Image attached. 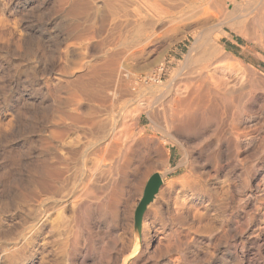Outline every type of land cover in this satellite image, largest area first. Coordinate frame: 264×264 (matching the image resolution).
I'll return each instance as SVG.
<instances>
[{"label":"rangeland","instance_id":"rangeland-1","mask_svg":"<svg viewBox=\"0 0 264 264\" xmlns=\"http://www.w3.org/2000/svg\"><path fill=\"white\" fill-rule=\"evenodd\" d=\"M106 4L0 0V264H84L85 255L89 264H264V0H241L235 17L243 24L237 31L227 29L221 41L258 78L227 62L203 71L213 82H226L241 99L233 118L219 117L229 124L219 140L216 127L205 123L201 131L188 125L152 131L149 115L151 110L161 115L171 100V81L201 78L182 70L191 44V37L183 36L192 25L173 21L175 13L167 8V14L158 10L160 17L155 13L129 28ZM121 85L131 88L130 94L123 87L118 99ZM104 95L124 113L121 123L124 118L130 122L134 113L143 121L128 123L133 132H149L131 154V172L119 178L123 190L116 213L109 208L106 216L94 213L88 224L85 206L104 194L93 189L92 200L86 198L78 181L83 177L90 187L95 181L100 188L113 176L111 143L83 124L103 109ZM121 96L146 108L141 111ZM207 113L218 117L210 109ZM54 162L61 164L62 176L55 173ZM156 172L163 186L144 215L139 240L135 210ZM51 180L56 189L48 186Z\"/></svg>","mask_w":264,"mask_h":264},{"label":"bare ground","instance_id":"bare-ground-1","mask_svg":"<svg viewBox=\"0 0 264 264\" xmlns=\"http://www.w3.org/2000/svg\"><path fill=\"white\" fill-rule=\"evenodd\" d=\"M79 3V2H78ZM89 3V2H88ZM75 5V4H74ZM89 5V4H88ZM87 5V6H88ZM107 7L108 10L110 12H112L113 14H111L112 16L114 15L117 18H122L124 19L123 22H125L126 26H133L135 25V22L137 20H139V22H141V24L143 22H145V20H147L150 16H153L155 13H159L158 10L161 12L163 11L165 13L166 9L169 10L171 13H175V19L173 18L172 20H177L180 23H185V24H191V31H188L187 33H185V35L183 36V39H187L188 37H191V41H190V46L187 50V52L184 54L183 56V60H182V70H185L187 72V76L189 75H193V73L198 74V76H200L201 78L199 79H188L185 82H181L180 81L177 83V81H175V83H172V90L171 91V100L169 101L168 99V103L166 102L165 104H163V109H162V113L161 115H154L152 114L153 111L155 110H151L152 113L151 115H149L150 118V122L152 123L153 129L152 131L155 129H158L157 131L159 132V129H162L164 127H168V125L173 126L174 128H185L187 125L188 126H192L195 129H199V127H202V124H212L214 125L216 128L214 130V136L217 137V139H220V136H223L222 131L224 130L225 126H229L228 125H224L223 121L221 119H219V117H223V115H230L231 118H233V114L236 115V111L238 108L237 105H240V97L237 95V93L228 87L227 84L224 83H219V82H213L210 79H207L208 76L206 77L205 75V70L208 71V68L212 67L214 64L217 63H222V62H227L228 64H231L234 66V68H237L238 70H240V72H246L249 73L250 75H252L255 79V71L253 69H251L248 65H246L243 61L239 60V59H235L232 56V53L229 52L227 50V48L222 45L221 41L225 38L226 34L228 33L227 29L230 30H234L237 31L243 24V18L239 19L238 21L236 20V16L235 17V12L239 9V6L241 5V0H107ZM91 6V4H90ZM233 6V9H231V7ZM82 8V7H81ZM95 8V7H94ZM79 9V7H78ZM105 10V9H104ZM87 11H89V9H87ZM93 11V10H92ZM78 12V11H77ZM240 12V11H239ZM163 13V14H164ZM242 13V12H241ZM73 14V13H72ZM76 14V13H74ZM91 14V13H90ZM167 14V13H165ZM237 14V13H236ZM239 14V13H238ZM108 15V14H107ZM106 15V16H107ZM159 16V14H157ZM161 15V14H160ZM242 15V14H241ZM95 16V15H94ZM93 16V17H94ZM160 17V16H159ZM240 17V16H239ZM90 18V17H89ZM107 18V17H106ZM104 19V18H103ZM116 19V18H115ZM92 20V19H91ZM121 21V20H120ZM119 21V22H120ZM167 21V20H166ZM121 22V24L123 23ZM154 22V21H153ZM105 23V22H104ZM148 23V22H147ZM121 24H119L118 26H120ZM133 24V25H132ZM124 25V24H123ZM139 25V24H138ZM117 26V25H116ZM115 26V27H116ZM126 26H124V28H126ZM106 27V26H105ZM127 27V29H128ZM146 27V26H145ZM120 27H118L119 29ZM123 28V27H122ZM130 28V27H129ZM117 29V30H118ZM126 29V30H127ZM135 29V28H134ZM122 30V29H121ZM125 30V29H123ZM122 30V31H123ZM125 30V31H126ZM142 30V29H141ZM144 30V28H143ZM122 31H120V33H122ZM123 31V33L125 32ZM94 32V31H93ZM143 32V31H142ZM122 33V34H123ZM120 34V35H122ZM85 35V34H84ZM119 35V33H118ZM117 35V36H118ZM124 35V34H123ZM76 36V35H75ZM79 36V35H78ZM104 38V37H103ZM92 39V38H91ZM103 41V40H102ZM109 43V41H108ZM113 44V42H112ZM118 44V43H117ZM126 47V46H125ZM105 51V50H104ZM101 53V52H100ZM112 53V52H111ZM90 54V53H89ZM122 54V53H121ZM116 55V54H115ZM108 58V57H107ZM113 58V57H112ZM111 58V60H112ZM101 60V59H100ZM107 61V60H106ZM109 61V60H108ZM118 61V60H117ZM116 60L114 63H118ZM113 63V61H111ZM110 65V64H109ZM113 65V64H112ZM116 67V66H115ZM94 68V67H93ZM104 68V67H103ZM129 68V67H128ZM88 69V68H87ZM102 69V68H101ZM113 69V68H112ZM104 70V69H103ZM121 71V70H120ZM124 71V70H123ZM181 71V70H180ZM204 71V72H203ZM125 72V71H124ZM185 72V73H186ZM114 73V72H113ZM91 74V73H90ZM98 74V73H97ZM100 74V73H99ZM180 74V72L178 73ZM93 75V74H92ZM132 75V74H131ZM205 75V76H204ZM112 76V75H110ZM109 76V77H110ZM120 76V75H119ZM123 76V75H122ZM180 76V75H177ZM108 77V78H109ZM115 77V76H114ZM124 77V76H123ZM160 77V76H159ZM205 77V78H204ZM257 77V76H256ZM258 78V77H257ZM77 79V78H76ZM75 79V80H76ZM120 79V77L118 78ZM80 80V79H79ZM90 80V79H89ZM125 80V79H123ZM252 80V79H250ZM259 80V79H258ZM122 81V80H121ZM119 82V80L117 82L123 84L122 82ZM152 82V81H151ZM252 82V81H251ZM255 82V81H254ZM111 83V82H110ZM253 83V82H252ZM104 84V81H103ZM130 84V82H129ZM134 84V83H133ZM132 84V85H133ZM142 84V83H141ZM256 84V83H255ZM138 85V84H137ZM136 85V86H137ZM140 85V84H139ZM138 85V86H139ZM262 85V84H261ZM106 87V84L104 85ZM103 86V87H104ZM109 85H107L106 89L108 88ZM141 86V85H140ZM144 86V85H143ZM169 86V85H168ZM174 86V87H173ZM254 86V85H253ZM95 87V86H94ZM104 87V88H105ZM113 88L115 86H112ZM121 85V87H119L116 91V95L115 97H120L121 90H123V92L125 94L128 93L130 94V89L127 87H124ZM110 88V87H109ZM108 88V89H109ZM128 88V89H127ZM142 88V87H140ZM169 88V87H168ZM245 88V87H244ZM259 88V87H258ZM95 89V88H94ZM115 89V88H114ZM121 89V90H120ZM139 89V88H138ZM145 89L146 91H148L147 88H142ZM256 89V88H255ZM103 90V89H102ZM110 90V89H109ZM107 90V93L108 91ZM112 90V88H111ZM135 89H132L131 91H133ZM93 91V90H92ZM105 90H103L104 92ZM136 91V90H135ZM143 91V90H140ZM139 91V92H140ZM166 91H168L166 89ZM85 92V91H84ZM102 92V93H103ZM112 92H114V90H112ZM144 92V91H143ZM105 93V92H104ZM103 93V94H104ZM111 93V91H110ZM133 93V92H131ZM141 96H142V92ZM145 93V92H144ZM165 93V92H164ZM163 93V94H164ZM168 93V92H167ZM84 94V93H83ZM102 94V95H103ZM106 94V93H105ZM114 94V93H113ZM134 94V93H133ZM137 94V92H136ZM147 94V93H146ZM149 94V93H148ZM90 95V94H89ZM108 95H110L108 93ZM140 95V94H139ZM145 95V94H144ZM143 95V96H144ZM165 95V94H164ZM168 94H166L165 96H167ZM105 98V105L102 107L103 109H100V112L98 113L97 117L93 116V114L89 113L91 116L89 118H87L86 123L83 122V124H85L89 129H94L95 131L98 129L100 132V136L101 138L104 140V142H107L108 144L111 143V145L109 144L108 146H112V150H110L108 147V149L110 150V152H112V157H113V153L115 152V155L113 157L114 161H112L109 157V161L111 163H109V166L111 164L112 167V171H113V176L110 178L111 180L109 181V179H107L105 181V183L107 182L108 184H104L105 186H100L99 187H95V181L93 182V187H90L88 184H86L85 179L80 180V177L78 181L79 184L83 187V189H85L84 191V197H89L90 195H93V189L98 190L100 193H103L104 196L100 197L101 194H99V200H97L96 202H92L91 201L89 203H87L88 205L85 206V211L83 214L84 216V221L88 222V224H90L91 221H89L92 217L93 214L96 213L97 218L103 217L107 215V208L110 209V211L115 212V210L117 211V206L119 204L120 201V197L121 194L120 192L121 189L123 190L122 187V182H120L119 178L121 179H126L125 177L128 175L129 171L131 172V165H132V155L134 154V152L139 148L140 144L143 142L144 137L146 138V133L149 132L148 129H144L143 132L139 133V135L135 134V131L133 132V126L136 123H140V121L142 120V118H135L134 113H133V120L134 122H132L131 125H133L131 127L130 124L131 121L128 123L126 122L127 120H125L126 118H124L123 120L125 122H120V119H122L124 116L122 114H124L123 112L121 113V111L114 109V107L112 106V104H108V101L112 102L111 99L108 100V97H106V95H104ZM103 96V97H104ZM111 96V95H110ZM114 96V95H113ZM129 96V95H128ZM136 96V95H135ZM138 96V94H137ZM147 96V95H146ZM161 96V95H160ZM163 96V95H162ZM122 97V96H121ZM126 97V96H123ZM122 97V99H123ZM130 97V96H129ZM127 98V97H126ZM125 98V99H126ZM142 98V97H141ZM145 98V97H144ZM147 98H149L147 96ZM151 98V97H150ZM114 100H116V98H113ZM112 99V100H113ZM119 99V98H118ZM130 99V98H129ZM146 99V98H145ZM155 99V97H154ZM159 99V98H158ZM162 99V97H161ZM99 100V99H98ZM101 100V99H100ZM121 100V99H120ZM124 100V99H123ZM121 100V101H123ZM131 100V99H130ZM136 100V99H135ZM141 100V99H140ZM143 100V99H142ZM95 101V100H94ZM118 101V100H117ZM125 101V100H124ZM128 98H127V100ZM154 101V100H153ZM158 101V100H157ZM161 101V100H160ZM164 101V100H163ZM162 101V103H163ZM114 102V101H113ZM132 102V100H131ZM150 102V101H149ZM242 102V101H241ZM103 103V100L102 102ZM118 103V102H117ZM126 103V102H125ZM130 103V102H129ZM153 103V102H152ZM155 103V102H154ZM116 104V102H115ZM133 104V102H132ZM132 104L130 103V105L132 106ZM136 104V103H135ZM133 104V105H135ZM139 104V103H138ZM141 104V103H140ZM139 104V105H140ZM103 105V104H102ZM117 105V104H116ZM114 105V106H116ZM120 105V103H119ZM123 105V104H122ZM142 105V104H141ZM146 105V104H145ZM150 105V103H149ZM153 105V104H152ZM155 105V104H154ZM160 105V104H159ZM136 106V105H135ZM157 106V105H156ZM242 106V105H241ZM123 107V106H122ZM125 107V106H124ZM129 107V106H128ZM138 107V106H136ZM155 107V106H154ZM158 107V106H157ZM156 107V108H157ZM160 107L162 108V105H160ZM116 108V107H115ZM127 106L123 109L126 110ZM134 107H132L133 109ZM140 108L143 109L144 107H138V109ZM146 108V107H145ZM144 108V109H145ZM148 108V107H147ZM243 108V107H242ZM241 108V109H242ZM120 109V108H119ZM122 109V108H121ZM128 109V108H127ZM137 109V110H138ZM143 109V111H144ZM210 109L213 112H215L218 117H209L207 110ZM91 110V108H90ZM95 110V109H94ZM131 110V109H130ZM129 110V111H130ZM136 110V111H137ZM139 110V111H140ZM158 112V108L156 109ZM240 110V107L239 109ZM127 111V110H126ZM125 111V112H126ZM134 111V110H133ZM142 111V110H141ZM161 111V110H160ZM89 112V111H88ZM148 112V111H147ZM139 113V112H138ZM141 113V112H140ZM70 114V113H69ZM95 114V113H94ZM128 114V113H127ZM126 114V115H127ZM137 114V112H136ZM159 114V112H158ZM83 115H87V113L83 114ZM132 115V114H131ZM139 115V114H137ZM228 115V117H229ZM142 116V113H141ZM78 117V116H77ZM77 117H75L77 119ZM131 117V116H130ZM229 117V118H230ZM79 119V118H78ZM128 119V117H127ZM224 120V118H223ZM143 121V120H142ZM78 122V121H76ZM192 122V123H191ZM80 124V123H77ZM82 124V123H81ZM205 126V125H204ZM69 127V126H68ZM139 128V126H137ZM136 127V128H137ZM207 127V126H206ZM84 128V127H83ZM96 128V129H95ZM135 128V129H136ZM205 128V127H204ZM75 129V128H74ZM202 129V128H201ZM57 130V129H56ZM64 130V129H63ZM62 130V131H63ZM73 130V128H72ZM87 130V129H86ZM138 130V129H137ZM141 130V129H140ZM165 130V128H164ZM92 131V130H90ZM94 131V132H95ZM148 131V132H147ZM201 131V130H200ZM203 131V129H202ZM174 132V131H173ZM81 133V132H80ZM93 133V131H92ZM202 133V132H201ZM60 134V133H59ZM76 134V133H75ZM85 134V133H84ZM150 134V133H149ZM95 135V134H94ZM98 135V132L96 134V136ZM151 135V134H150ZM86 136V135H85ZM88 136V135H87ZM226 136V135H225ZM74 137V136H73ZM151 137V136H150ZM62 138V136H61ZM81 138V137H79ZM100 138V137H99ZM100 138V139H101ZM153 138V136L151 137ZM157 138V137H156ZM60 139V138H59ZM64 140V139H63ZM102 140V141H103ZM152 140V139H151ZM148 141V140H146ZM154 141V139H153ZM158 143V140L156 141ZM160 142V141H159ZM145 143V142H144ZM147 144V143H146ZM144 144V146L146 145ZM156 144V143H155ZM161 144V143H160ZM158 144V145H160ZM107 145V144H106ZM143 145V144H142ZM107 147V146H106ZM105 147V148H106ZM162 148V146H161ZM107 149V150H108ZM163 149V148H162ZM63 150V149H62ZM97 150V149H96ZM102 151V149H100ZM105 150V149H104ZM103 150V151H104ZM74 151V150H73ZM77 151V150H76ZM79 152V151H78ZM78 152H74L75 155L78 154ZM106 152V151H105ZM108 153H110L109 151H107ZM106 152V153H107ZM63 153V152H62ZM80 153V152H79ZM101 153V152H100ZM99 153V154H100ZM104 153V152H103ZM102 153V155H103ZM71 154V153H70ZM97 154V153H96ZM98 154V155H99ZM132 154V155H131ZM69 155V154H68ZM101 155V157H102ZM109 156V154H107ZM80 156L77 155V159ZM107 157V156H105ZM60 159V158H58ZM70 159V158H69ZM102 159V158H100ZM105 159V160H107ZM57 160V159H56ZM61 160V159H60ZM59 160V161H60ZM74 160V159H73ZM79 160V159H78ZM83 160H80V163H82ZM104 161V158H103ZM102 161V162H103ZM107 161V162H109ZM62 162V161H61ZM74 161H72L73 164ZM96 162V161H95ZM101 162V163H102ZM55 163V162H54ZM58 163V162H57ZM57 163L55 164H51L54 168L55 173L58 176H62V173L60 171V165L57 166ZM76 163V162H75ZM87 163V162H86ZM100 163V162H99ZM105 163V162H104ZM71 164V163H70ZM106 164V163H105ZM63 165V163H62ZM68 165V164H67ZM75 165V164H74ZM79 165V164H78ZM83 165V164H82ZM95 165V163H94ZM93 165V166H94ZM97 165V164H96ZM95 165V166H96ZM108 165V164H107ZM81 166V164H80ZM79 166V167H80ZM100 166V165H99ZM83 167V166H82ZM52 168V169H53ZM62 168V167H61ZM69 167L67 168H63L64 170L67 169L68 170ZM71 168V167H70ZM77 168V167H76ZM84 168V167H83ZM82 168V170H84ZM98 168V167H97ZM63 169H61L63 171ZM81 169V168H79ZM78 169V170H79ZM102 169L104 170L105 168L102 167ZM50 170V169H49ZM94 170V169H93ZM98 171L100 170L97 169ZM96 170V171H97ZM102 170V171H103ZM110 170V171H111ZM66 171V170H65ZM64 171V172H65ZM90 171V170H89ZM111 171V172H112ZM63 172V174H64ZM85 172V171H84ZM92 172V171H91ZM105 172V170L103 171V173ZM109 172V171H108ZM52 173V172H51ZM69 173V172H68ZM75 173V172H74ZM73 173V174H74ZM83 172H81L80 174H82ZM99 173V172H97ZM102 173V175H104ZM79 174V173H78ZM84 174V173H83ZM89 174V173H88ZM112 174V173H110ZM50 175V174H49ZM55 175V174H54ZM56 175V176H57ZM75 175V174H74ZM86 175V174H85ZM55 176V177H56ZM81 176V175H80ZM84 176V175H82ZM94 176V175H93ZM99 176V174H98ZM54 177V176H53ZM65 176H63L64 178ZM77 177V176H76ZM75 177V178H76ZM57 178V177H56ZM55 178V180H56ZM60 178V177H59ZM91 178V177H90ZM89 178V179H90ZM100 178H101V174H100ZM52 179V178H51ZM65 179V178H64ZM67 179V177H66ZM73 179V178H72ZM95 180V178H92ZM97 179V178H96ZM99 179V178H98ZM103 179V178H102ZM60 180H62L60 178ZM77 180V179H76ZM50 181V180H49ZM48 181V182H49ZM57 181V180H56ZM55 181V182H56ZM67 180H65L66 182ZM70 180H68L69 182ZM109 181V182H108ZM125 181V180H124ZM45 182V181H44ZM88 182V181H87ZM60 183V182H59ZM67 183V182H66ZM90 184L92 182H89ZM100 183V182H99ZM62 184V183H61ZM64 184V183H63ZM72 184V183H71ZM75 184V183H74ZM76 184L77 181H76ZM97 184V183H96ZM43 185V184H42ZM54 186V184L51 183L48 184V186ZM56 185V184H55ZM69 185V184H67ZM99 186V184H97ZM71 186V185H70ZM47 187V186H46ZM51 187V186H50ZM55 187V186H54ZM66 187V185H65ZM45 188V187H44ZM57 187H55L54 189H56ZM63 188V187H62ZM98 188V189H97ZM51 188H49L50 190ZM65 189V188H64ZM71 189V187H70ZM81 189V188H80ZM67 191H70L69 189ZM74 191V190H73ZM76 191V190H75ZM83 191V190H82ZM57 192V191H55ZM95 192V190H94ZM97 192V191H96ZM95 192V193H96ZM83 193V192H82ZM94 193V194H95ZM98 194V193H97ZM96 194V197H97ZM102 194V195H103ZM82 196V195H81ZM106 196V197H105ZM36 197V196H35ZM86 197V198H87ZM95 198V196H94ZM85 199V198H84ZM91 199V196L90 198ZM77 200V199H76ZM82 200V199H81ZM92 200V199H91ZM95 200V199H94ZM114 202V203H113ZM83 203V202H82ZM113 203V204H112ZM111 204V206H110ZM47 207V206H46ZM49 208V207H48ZM82 208V205H81ZM35 210V209H34ZM39 210V209H38ZM48 210V209H47ZM82 211V210H81ZM116 213V212H115ZM47 215V214H46ZM61 215V214H60ZM79 216V215H78ZM66 217V216H65ZM78 219V218H77ZM40 220V219H39ZM43 221V219H42ZM80 221V220H79ZM80 224V223H79ZM87 224V223H86ZM40 225V224H39ZM89 226V225H88ZM90 227L87 228V230H89ZM85 229V228H84ZM86 230V231H87ZM70 231V230H69ZM90 234V231H88ZM106 241V240H105ZM115 247V246H114ZM113 247V248H114ZM89 256V255H88ZM90 260V259H89ZM93 261V260H92ZM82 263L84 264H89L88 263V258L85 255L83 257V261ZM97 263V261H96ZM109 263V262H108ZM92 264V263H91Z\"/></svg>","mask_w":264,"mask_h":264},{"label":"water","instance_id":"water-1","mask_svg":"<svg viewBox=\"0 0 264 264\" xmlns=\"http://www.w3.org/2000/svg\"><path fill=\"white\" fill-rule=\"evenodd\" d=\"M162 186L163 177L158 172L152 174L146 183L142 199L135 210L134 217V231L139 240H141L142 236L144 215L150 205L156 200Z\"/></svg>","mask_w":264,"mask_h":264}]
</instances>
